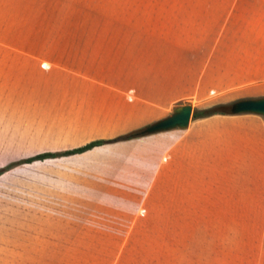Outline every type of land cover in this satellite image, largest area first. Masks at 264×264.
<instances>
[{"label":"rangeland","instance_id":"374dc122","mask_svg":"<svg viewBox=\"0 0 264 264\" xmlns=\"http://www.w3.org/2000/svg\"><path fill=\"white\" fill-rule=\"evenodd\" d=\"M85 71H132L137 86L153 81V74L162 77L167 93L181 95L156 112L151 107L150 123L184 104H192L194 114L264 97V0H0L1 157L78 145L85 137L78 132L87 128L66 117L50 87L77 86ZM215 114L264 120L254 113L209 116ZM202 118L192 116L187 128L139 136L131 148L121 140L106 145L125 147L67 157L71 180L117 185L113 198H182L200 215L264 213L261 206H242L232 166L242 155L240 141L223 145L217 135L188 136ZM92 157L105 160L95 166ZM255 226L242 222V229Z\"/></svg>","mask_w":264,"mask_h":264},{"label":"crops","instance_id":"0c3cea01","mask_svg":"<svg viewBox=\"0 0 264 264\" xmlns=\"http://www.w3.org/2000/svg\"><path fill=\"white\" fill-rule=\"evenodd\" d=\"M108 73L80 72L77 86L57 82L50 87L54 90L50 98L68 111L66 117L87 128L78 132L85 137L77 146L119 137L113 134L128 128L132 134L150 124L151 107L156 112L181 95L167 93L159 75L137 86L132 71ZM5 97L0 98V105ZM138 101L143 104L139 109ZM237 117H204L188 136L199 132L209 139L217 135L223 145L226 140H239L242 155L232 166L242 206L264 207V120ZM5 126L0 120V128ZM110 127L121 129H104ZM136 138L140 137L125 139L130 142L122 145L134 147ZM116 145L105 144L72 156H94L103 154L106 147H125ZM47 151L55 150L30 156ZM226 154L223 151L224 158ZM28 156L6 159L0 155V167ZM67 157L71 156L25 163L0 175V264H264V213L255 218L200 215L182 198H113L117 185L72 181ZM92 158L89 163L95 166L96 161L105 160ZM252 221L256 222L254 230L242 229V222Z\"/></svg>","mask_w":264,"mask_h":264},{"label":"water","instance_id":"95a60500","mask_svg":"<svg viewBox=\"0 0 264 264\" xmlns=\"http://www.w3.org/2000/svg\"><path fill=\"white\" fill-rule=\"evenodd\" d=\"M212 111L227 114L254 113L264 116V97L240 99L230 104L218 105ZM193 112L194 107L192 104L180 105L174 109L172 114L150 123L134 133L128 134V136L138 137L175 128H187L191 122Z\"/></svg>","mask_w":264,"mask_h":264},{"label":"trees","instance_id":"16d2710c","mask_svg":"<svg viewBox=\"0 0 264 264\" xmlns=\"http://www.w3.org/2000/svg\"><path fill=\"white\" fill-rule=\"evenodd\" d=\"M212 113H217V112H213L211 110L205 109V110H197L193 116L196 118H201V117H207ZM131 138L128 135H124V136H119L116 138H109V139H96V140H92L90 142H87L83 145L77 146V147H73V148H69V149H65V150H61V151H47V152H41L35 155H32L30 157H26L23 159H20L16 162H12L6 166H4L3 168H0V175L3 174L5 171L9 170L10 168L13 167V165L17 164V163H32L34 161L37 160H45L48 158H58V157H65V156H72V155H76V154H82L88 150H91L95 147L98 146H102L108 143H113V142H117V141H121V140H125Z\"/></svg>","mask_w":264,"mask_h":264}]
</instances>
